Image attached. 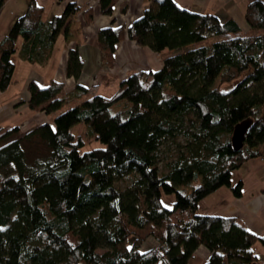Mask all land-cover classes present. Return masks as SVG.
<instances>
[{
  "label": "trees",
  "instance_id": "trees-1",
  "mask_svg": "<svg viewBox=\"0 0 264 264\" xmlns=\"http://www.w3.org/2000/svg\"><path fill=\"white\" fill-rule=\"evenodd\" d=\"M116 1L97 0L100 13ZM147 1L128 26L100 28L95 43L106 66L124 37L174 51L159 69L128 74L109 96L31 79L25 106L50 119L23 132L0 124V264H187L198 246L209 252L202 264H259L252 245L262 238L197 205L221 186L238 197L241 183L231 186L230 172L264 160V3L247 2L241 34L232 19ZM77 11L88 24L92 8L74 3L43 21L27 0L0 39V92L13 81L14 53L29 63L46 58ZM80 71L69 50L65 75L76 81ZM245 118L252 122L234 151L229 137ZM33 139L47 156L28 158L23 144ZM90 140L102 146L80 152ZM163 148L170 155L159 158ZM162 195H172L169 207Z\"/></svg>",
  "mask_w": 264,
  "mask_h": 264
},
{
  "label": "crops",
  "instance_id": "crops-1",
  "mask_svg": "<svg viewBox=\"0 0 264 264\" xmlns=\"http://www.w3.org/2000/svg\"><path fill=\"white\" fill-rule=\"evenodd\" d=\"M42 8V20L48 21L52 16H58L68 3H74L81 9L92 8V19L88 24L82 20V11H77L66 21V30H61L46 58L29 63L28 73L24 83L33 79L40 85H45L49 80L62 82L65 90H71L74 82L92 89L101 96L111 95L118 83L128 74L140 70H157L161 66L162 58L171 55L174 51L163 50L155 52L147 46H138L133 41L124 37L115 44L112 53V64L106 66L100 61L96 47V33L100 28L111 26H128L133 20L140 17L148 6L147 0H117L110 14L100 13L97 0H34ZM181 9L192 13L201 14L209 12L214 14L219 21L232 19L240 28V33H248L244 21V10L249 0H174ZM264 3V0H260ZM27 0H5L0 10V39L6 35L12 22L23 14ZM21 44V39L16 41V51ZM75 50L80 58L81 71L76 81L71 76L65 75L67 53ZM12 56V58L14 57ZM14 62V61H13ZM32 67H37L36 73ZM15 69V62H14ZM14 72V71H13ZM12 83L0 92V111L6 112L7 121L17 122L19 116H26L23 122L31 127L39 122H34L45 116L36 111H29L25 106L28 93H12L9 100H2V96L16 79L12 75ZM75 103V102H74ZM0 112V113H1ZM22 123V122H21ZM18 123V124H21ZM18 125L17 123H14ZM264 147V144H262ZM230 185L238 181L241 183V193L238 197L232 195L227 186H221L204 198L197 205V212L219 217L234 218L246 230L263 239L252 245L253 253L259 264H264V160L254 158L243 162L239 167L230 172ZM208 250L198 246L193 257L187 264H202L208 257Z\"/></svg>",
  "mask_w": 264,
  "mask_h": 264
},
{
  "label": "rangeland",
  "instance_id": "rangeland-1",
  "mask_svg": "<svg viewBox=\"0 0 264 264\" xmlns=\"http://www.w3.org/2000/svg\"><path fill=\"white\" fill-rule=\"evenodd\" d=\"M13 61L15 62V69H14V72H13V78L16 79V83H13V85H11L9 87V89H7V91L4 93V95L2 96V100L4 99H7L9 100L10 96L12 93H16L17 95L22 93L23 91H26L25 90V85L26 83H24V79L28 73V68H30L29 64H27L26 62H23L21 60H19L15 55L14 57L12 58ZM33 71L38 73L39 72V69L37 67H32ZM27 93V91H26ZM69 106H64L62 109H66L68 108ZM1 112V111H0ZM8 117V114L6 112H1L0 113V124L1 125H13L14 123H21V131H26L29 126V123L27 122H23L24 119L26 116L24 115H21L19 116V118L17 119V122H11V121H7L6 118ZM50 118L47 117V118H43L41 119L42 121L44 122H47ZM40 118L38 120H34V122H39L41 121ZM72 130L73 131H77V126H73L72 127ZM102 144L98 141V140H90L89 142H85V144L83 145V147L80 149V152L82 151H85V150H88L90 148H94V147H101ZM23 148L26 150L27 152V156L29 159H32V158H41L43 156H47L49 151L48 149H46V147L44 146L43 143L41 142H38L37 140H31L27 143H24L23 144ZM170 155V153L168 151L165 150V148H163L162 150V153L159 154V158H165V157H168ZM128 180L124 179V180H120L118 182V185L120 187H123L125 186L126 184H128ZM161 201L162 203L169 207L173 201V197L172 195H162L161 197Z\"/></svg>",
  "mask_w": 264,
  "mask_h": 264
},
{
  "label": "water",
  "instance_id": "water-1",
  "mask_svg": "<svg viewBox=\"0 0 264 264\" xmlns=\"http://www.w3.org/2000/svg\"><path fill=\"white\" fill-rule=\"evenodd\" d=\"M250 118H245L233 125L229 140L232 150L236 151L240 149L243 144L244 135L251 124Z\"/></svg>",
  "mask_w": 264,
  "mask_h": 264
},
{
  "label": "built area",
  "instance_id": "built-area-1",
  "mask_svg": "<svg viewBox=\"0 0 264 264\" xmlns=\"http://www.w3.org/2000/svg\"><path fill=\"white\" fill-rule=\"evenodd\" d=\"M39 122H44V121L41 120V121H39Z\"/></svg>",
  "mask_w": 264,
  "mask_h": 264
}]
</instances>
